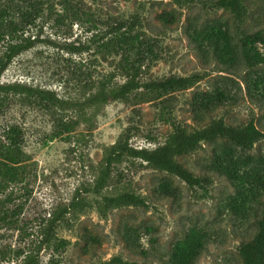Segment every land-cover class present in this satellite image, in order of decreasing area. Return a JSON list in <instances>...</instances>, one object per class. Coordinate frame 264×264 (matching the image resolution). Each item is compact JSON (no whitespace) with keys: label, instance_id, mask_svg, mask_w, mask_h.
Listing matches in <instances>:
<instances>
[{"label":"rangeland","instance_id":"rangeland-1","mask_svg":"<svg viewBox=\"0 0 264 264\" xmlns=\"http://www.w3.org/2000/svg\"><path fill=\"white\" fill-rule=\"evenodd\" d=\"M216 1L46 0L36 26L26 28L22 37L39 34L40 39L49 37L57 44L38 42L20 53L4 70L0 82L38 85L73 102L89 93L84 84L111 72H116L114 81L121 83L117 67L126 57L133 59L134 53L102 49L104 25L90 30V23L83 20L73 24L71 35H66L55 18L68 25L75 8L101 22L132 23L142 40L154 43L158 57L142 66L145 79L202 75L193 86L164 97L171 115L189 130L218 117L229 125L243 124L252 117L264 132V63L247 66L239 44L243 32L264 34V0H241L244 13L240 19L218 7ZM219 32L229 37L230 54H225ZM64 43L81 50L69 51ZM220 91L225 95L218 102L204 105L205 95L213 98ZM139 97L131 95L128 101H114L98 111L85 107L80 113L76 108L49 112L15 97L0 107V141L6 142L7 126L16 124L23 132L24 152L22 181L9 183L0 191V247L5 251L0 264H20L23 255L30 253L36 255V264H174L173 246L191 232L203 239L193 264H242L237 249L255 233L264 195L251 201L241 214L232 212L228 201L235 195L234 183L214 161L230 146L231 158L247 156L249 165L261 167L264 140L251 149H241L217 139L178 155L176 160L193 174L212 178L205 191L125 157L113 166L103 190L98 194L83 191V209L70 208L56 224L51 237L55 242L64 240V246L40 245L52 210L68 203L76 189L92 187L98 175L93 166L120 133L130 128L133 145L150 147L149 134L160 142L171 130L169 124L157 119V102ZM60 119L72 124L68 132L58 134ZM122 190L141 195L147 206L102 207L104 194ZM16 251L23 253L15 258ZM117 257L120 263L110 262Z\"/></svg>","mask_w":264,"mask_h":264},{"label":"trees","instance_id":"trees-1","mask_svg":"<svg viewBox=\"0 0 264 264\" xmlns=\"http://www.w3.org/2000/svg\"><path fill=\"white\" fill-rule=\"evenodd\" d=\"M46 0H0V77L10 64L12 59L20 53L27 51L38 42L57 43L49 37L40 39L39 34L35 37H22V33L28 27L36 26L35 22L40 17L42 5ZM176 3H185L189 0H174ZM218 7L229 10L238 19L243 16L244 9L241 0H217ZM69 24L62 23V18H55V22L66 35H71V26L80 24L81 21L90 23V30L105 26V42L101 48L112 50L115 54L134 53V58L126 57L117 67L121 72L123 81L115 82L116 72L97 79L90 84H84V91H89L82 97L81 101L73 102L62 99L54 90L26 82H0V107L8 105L10 98L20 103L37 106L46 111L56 112V109L76 108L79 113L85 107L100 109L114 101H128L131 95L140 99L153 100L158 104L157 119L169 124L171 130L166 134L164 140L157 141V138L149 134L148 142L153 146H135L130 142V128L120 133L115 142L105 149L101 161L97 165H92L98 175L92 187L76 189L68 203H63L56 210H52V217L44 227L41 244L47 243L55 249L62 248L64 240L55 242L53 231L56 224L65 214L70 212V208L83 209L85 203L82 197L83 191H93L98 194L107 185L112 168L120 163L123 158L137 160L145 166L165 171L176 176L190 188L207 190L212 184V178L206 175H195L183 165L176 157L181 154H189L197 150L202 143L211 142L217 139L225 140L241 149H251L256 143L264 140V132L257 128L252 117L245 123L239 125H229L222 117L215 118L202 127L189 130L180 124L167 108L164 97L178 90L187 89L196 84L202 75L191 73L183 76H165L159 78L143 77V65L152 58L158 57L155 45L152 42L144 41L138 33L133 31L132 23L126 24L124 20L98 21L92 19L89 13L73 8L69 15ZM219 38L223 41L225 54H230L229 37L225 33ZM212 33H209L211 36ZM240 53L244 63L249 67H254L264 63V34L261 31L251 33H241L239 38ZM69 51L80 52L81 47H76L72 43H64ZM264 96V86L262 88ZM225 95L220 91L218 95L211 98L205 95L202 99L204 105L215 104ZM213 99V100H212ZM98 111V110H97ZM83 112V111H82ZM90 120V116L87 117ZM71 123L58 121L59 133L68 132ZM22 129L16 125H9L4 130L6 142L0 141V191H3L7 184L22 181V167L24 152L21 147ZM230 146L219 153L214 166L228 177L235 186V195L228 201V206L235 214L239 215L244 208L253 200L264 195V164L261 167L249 165L250 159L247 156L231 158ZM10 195V194H8ZM102 207L111 209L121 206H143L147 203L144 197L128 190H122L114 194H104L101 198ZM203 245L202 235L191 232L184 239L175 243L171 250V262L174 264H193L199 250ZM238 254L242 264H264V205L261 208L257 219L256 231L253 236L241 242L238 246ZM23 251H16L14 257L18 258ZM5 254L0 247V255ZM114 263H120V258H114ZM35 254H25L20 264H36Z\"/></svg>","mask_w":264,"mask_h":264}]
</instances>
